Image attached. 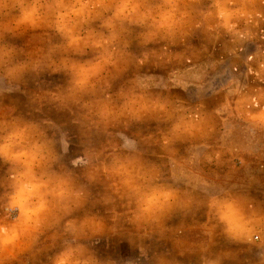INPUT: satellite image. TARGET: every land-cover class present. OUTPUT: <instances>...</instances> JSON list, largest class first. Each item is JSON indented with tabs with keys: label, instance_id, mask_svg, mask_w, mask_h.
Segmentation results:
<instances>
[{
	"label": "clouds",
	"instance_id": "1",
	"mask_svg": "<svg viewBox=\"0 0 264 264\" xmlns=\"http://www.w3.org/2000/svg\"><path fill=\"white\" fill-rule=\"evenodd\" d=\"M237 2L228 12L229 34L234 20L250 24L261 15L249 7L254 0ZM200 4L201 0H0V98L21 91L29 77L63 74V85L29 96L34 111L51 105L71 114L85 137L113 124L152 120L163 125L158 127V146L169 152L177 142L201 134L207 115L180 100L149 94L134 75L114 93L113 84L137 62L170 57L171 48L203 27L212 13ZM216 7H223L219 0ZM26 35V46L13 42ZM240 35L255 38L251 31ZM250 59L258 62V75L264 78V47ZM244 118L251 127L264 128V107L248 111ZM52 132L49 120L25 118L14 105L0 100V162L7 165L0 176V264L15 259L18 252L35 257L45 234H50L55 248L49 264H111L95 251L96 238L126 227L150 236L157 228L163 231L174 211L190 209L193 193L163 179L160 167L139 146L122 140L107 157L90 149L91 164L77 172L63 162L58 136ZM102 179L109 193L126 200L123 214L112 210L111 194L94 195L92 187ZM198 192L200 205L207 209V222L201 225L207 238L200 244L202 264H223L229 254H208L217 230L230 241L252 242L253 234L264 230V207L232 189L206 185ZM97 205L105 207L108 219L88 210ZM176 244L183 247L184 242L177 239ZM260 249L258 258L264 264V247ZM140 254L147 260L146 249L141 247ZM155 264L174 261L161 255Z\"/></svg>",
	"mask_w": 264,
	"mask_h": 264
},
{
	"label": "rangeland",
	"instance_id": "2",
	"mask_svg": "<svg viewBox=\"0 0 264 264\" xmlns=\"http://www.w3.org/2000/svg\"><path fill=\"white\" fill-rule=\"evenodd\" d=\"M219 2L222 8L216 7L217 0H201L200 8L212 15L203 27L194 29L183 44L171 48L170 57L137 62L113 84L114 93L119 87L127 86L134 75L139 86L149 94L180 100L207 115L201 134L177 142L169 152L161 151L158 146V127L163 125L152 120L113 124L85 137L71 114L57 111L51 105L40 112L34 111L29 96L41 89L63 85L66 80L63 74H44L35 80L29 77L21 91L0 98L4 104L14 105L17 113L25 118L49 120L52 134L58 136L63 162L77 172L91 164L90 149L107 157L117 151L120 141L124 140L129 141L128 146H139L144 156L160 167L163 179L176 182L183 190L193 193L187 213L174 211L164 221L163 231L157 228L152 235L144 236L126 227L115 234L106 233L96 238L92 242L95 251L111 264H155V258L161 255L174 264H202L200 244L207 238L202 234L201 225L207 222V209L199 203L202 197L198 190L206 185L238 191L264 207V128L251 127L244 118L248 111L264 107V78L258 75V62L250 59L256 49L264 47V0H254L249 5L261 13L252 23L233 21V34L226 30L228 12L237 7L238 2ZM248 31L255 34L254 39L246 40L240 35ZM28 38L26 35L13 42L26 46ZM6 172L7 165L0 162V176ZM92 191L97 197L111 194V207L115 212L123 214L127 210L126 200L114 191L109 193L107 181L102 179ZM88 210L108 219L103 206ZM257 234L264 238V230H257L252 242H237L226 239L217 230L208 254H229L223 264H261L259 245L254 240ZM177 239L183 240V247L177 246ZM141 247L148 251L147 260L141 257ZM37 248L39 252L35 257L32 253L18 252L7 264H49L48 257L55 251L50 234L40 238Z\"/></svg>",
	"mask_w": 264,
	"mask_h": 264
},
{
	"label": "built area",
	"instance_id": "3",
	"mask_svg": "<svg viewBox=\"0 0 264 264\" xmlns=\"http://www.w3.org/2000/svg\"><path fill=\"white\" fill-rule=\"evenodd\" d=\"M254 240H255L256 243H258L259 250L261 251L260 248L264 247V238L261 235L257 234V235L254 236Z\"/></svg>",
	"mask_w": 264,
	"mask_h": 264
},
{
	"label": "crops",
	"instance_id": "4",
	"mask_svg": "<svg viewBox=\"0 0 264 264\" xmlns=\"http://www.w3.org/2000/svg\"><path fill=\"white\" fill-rule=\"evenodd\" d=\"M264 104V100H262V105Z\"/></svg>",
	"mask_w": 264,
	"mask_h": 264
}]
</instances>
